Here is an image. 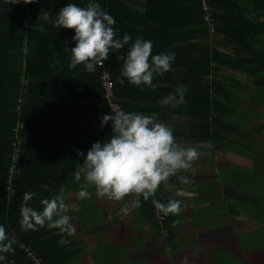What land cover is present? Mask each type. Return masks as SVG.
<instances>
[{"label": "trees", "instance_id": "trees-1", "mask_svg": "<svg viewBox=\"0 0 264 264\" xmlns=\"http://www.w3.org/2000/svg\"><path fill=\"white\" fill-rule=\"evenodd\" d=\"M98 2L115 18L119 37L129 34L133 40H150L153 54L175 53L171 70L155 75L152 88H137L126 80L121 86L117 77L122 61L117 56L126 52L127 46L122 52L110 54L105 67L110 73L113 103L125 111L156 114L180 144H206L207 150L222 152L225 161H229V155L239 158L240 162L231 160L237 171L218 166L217 174L242 182L264 199V156L253 152L248 143L254 133L264 135V124L252 127L250 123L254 116L264 118V110H249L238 96L251 85L253 96L244 94L243 98L264 105V0H206L210 23L203 20L198 0ZM67 3L84 7L87 0H19L15 5L0 0V225L16 239L14 254H6L7 260L0 264H35L32 257L39 259L38 264H134L128 253L143 247L144 239L126 237L132 230L125 227L109 232L107 244H96L84 252L74 235L62 237L58 229L46 226L38 231H23L19 226V207L25 192L37 194L29 202L36 209H40V199L61 194V190L68 203L69 194L80 188L72 175L83 164L84 157L78 158L77 152L86 156L93 143L111 135V122L100 127L103 115L111 110L103 98L104 69L98 67L94 73H87L82 65L69 69L70 53L62 44L68 41L67 47H75L74 31L54 29L40 19L44 11L54 17ZM41 25L46 29L43 32ZM24 48L28 49L26 53ZM221 71L246 72L248 81L221 75ZM179 85L187 89L183 102L162 104V98L174 93ZM231 133L242 140L229 138ZM17 137L16 172L8 190L11 145ZM170 183L184 187L178 177ZM176 188L161 186L154 198L166 203L172 198L170 191ZM223 195L235 202L257 205L255 200L247 201L227 190ZM131 199L127 197L126 203ZM151 199L141 198V206L134 209L137 221L155 234L163 232L160 239L172 249L180 228L175 223L178 218H161ZM191 201L193 211L201 210L195 198ZM91 205V199L78 200L77 214L71 213V207L68 213L80 231L101 232L98 221L90 222ZM249 216L264 224V209ZM61 238L69 242L60 246L57 241ZM146 264L159 262L147 260Z\"/></svg>", "mask_w": 264, "mask_h": 264}, {"label": "clouds", "instance_id": "clouds-1", "mask_svg": "<svg viewBox=\"0 0 264 264\" xmlns=\"http://www.w3.org/2000/svg\"><path fill=\"white\" fill-rule=\"evenodd\" d=\"M15 5L19 0H6ZM33 0H28V3ZM40 19L54 29L74 31L72 41L75 47L63 49L70 53L69 69L83 66L87 73L96 69H104L105 78L110 76L105 62L110 54L127 51L117 56L122 61L117 82L123 86L125 80L134 87L152 88L155 75H164L171 70L175 59L173 52L153 54V44L150 40L137 37L133 40L129 34L118 36L115 28V18L105 11L98 0H87L86 6L67 3L53 17L49 11H44ZM46 29L41 25L40 31ZM23 51L26 53L27 48ZM78 75V73H77ZM184 85H179L174 93L162 98L164 105H176L183 102ZM111 122V135L104 141L93 143L86 156L78 151L77 157H84L83 164L72 173L75 182L80 185L78 200L91 199L94 189L97 198L120 202L132 197L120 208V214L128 215L133 209L141 206V198H150L161 218L169 215L179 216L183 211L180 198H195L198 193L176 188L170 183L173 177L179 178L181 185L192 183L188 173L199 159L200 153L194 147L181 146L173 130L161 123L156 114L125 111L113 106L109 113L103 115L100 127ZM176 188L174 197L166 203L155 199L157 190L161 188ZM35 192H25L19 207V226L23 231H38L40 228L58 229L59 234L72 236L76 228L68 215L69 204L65 202L63 190L61 194L40 199V209L30 206V201L36 197ZM176 221L175 223H178ZM175 223L173 226H175ZM69 241L61 238L57 244L63 246ZM16 239L9 236L4 225H0V261L7 260L9 253L14 254Z\"/></svg>", "mask_w": 264, "mask_h": 264}, {"label": "rangeland", "instance_id": "rangeland-1", "mask_svg": "<svg viewBox=\"0 0 264 264\" xmlns=\"http://www.w3.org/2000/svg\"><path fill=\"white\" fill-rule=\"evenodd\" d=\"M220 74L230 76V74L223 71ZM230 77L236 78L237 76ZM241 78L245 79V77ZM248 87L249 91L240 92L239 98L246 102L249 110H264V105L260 107L243 98L244 94L250 97L253 96L252 86L248 85ZM262 99L264 100V93ZM250 123L252 127L262 126L264 118L254 116ZM229 138L242 140L233 134H229ZM248 143L253 152L264 156V135L259 132L254 133ZM192 146L186 145L184 147ZM205 153L211 155L212 151L209 150ZM215 155L216 157H213L210 162L205 158H203L204 161L202 159L197 160L193 165V169L187 173L193 186L188 188L189 190H185L198 193L195 199L201 210L193 211L191 199L183 198L181 205L183 211L179 216H176L180 228L178 237L173 240L175 243L174 248L170 249L166 242L160 239V235L161 238L165 235L163 232L155 234L149 226L135 221L137 217L133 212L134 210L126 216L120 214L119 210L122 206L119 207L118 205L122 201L114 202L97 198L94 189L91 188L89 190L93 193L91 197L93 211H89V213L92 215L97 214L91 216L90 222L98 221L101 232L92 231V229L80 231L77 229L78 226L73 223L72 218L71 223L76 228L75 238L81 241L83 248H90L91 245L97 243L107 244L109 232L121 227H137V230L126 233V237L136 235L142 236L144 239H142L144 241L143 247L135 251L132 250L127 255L134 264H146L147 260L158 261L159 264H264V224L249 216L251 214L252 216L258 215L264 209V199L257 195L253 188L229 177L219 176L215 171L214 164L232 167L231 160L236 159L240 162L239 158L230 157L231 155H229V161H225L222 158L223 153L218 152ZM203 167L205 170H203ZM236 169L237 167L233 171H237ZM214 182H216L214 185L208 186V184ZM223 190L239 195L247 201L255 200L257 205L253 207L247 202L239 203L225 199ZM77 193L71 192L67 200L69 207L72 208L71 213L75 214L79 211ZM229 208L237 213H229ZM238 239L243 241H240L239 248L237 247L238 249L234 250ZM104 254L105 257H109L108 253Z\"/></svg>", "mask_w": 264, "mask_h": 264}, {"label": "built area", "instance_id": "built-area-1", "mask_svg": "<svg viewBox=\"0 0 264 264\" xmlns=\"http://www.w3.org/2000/svg\"><path fill=\"white\" fill-rule=\"evenodd\" d=\"M198 1L200 3L201 10L204 13L203 14V20L205 22H207V23H210L211 19H210V16H209V7L207 5L206 0H198ZM209 27H210V25H209ZM210 32H211V29H210ZM101 85H102V87L104 89L103 98L105 100H107L109 108L112 109L113 106H117V105L114 104L113 101H112V97H111L112 96V94H111V83L109 81V77L105 78L104 75H103V72L101 74ZM20 102H21V100L19 99L18 103H20ZM17 109H19L18 106H17ZM11 146H12V149H13V153H12V164H11V166L8 169V176H7V188H8V190H9V182L11 180V176L13 175V173L16 172L14 164L17 162V159H18L20 139L18 137L15 138V140L13 141ZM32 260L34 261L35 264L39 263V259H34L32 257Z\"/></svg>", "mask_w": 264, "mask_h": 264}, {"label": "crops", "instance_id": "crops-1", "mask_svg": "<svg viewBox=\"0 0 264 264\" xmlns=\"http://www.w3.org/2000/svg\"><path fill=\"white\" fill-rule=\"evenodd\" d=\"M237 76L235 79H237V80H245L246 82L248 81V74L246 73V72H234V73H232V74H230V76ZM241 77H245V79H242ZM249 89V87H247V90ZM249 91V90H248ZM253 91V90H252ZM236 135V134H234V133H231V135ZM236 137H237V135H236ZM180 144V143H179ZM181 146H188V144H180ZM201 145V146H200ZM204 145V146H203ZM205 146H206V144H199V145H193L192 147H194V148H196V150L200 153V157H199V159H202L203 161H204V159L203 158H205L208 162H210L211 161V159L213 158V157H216V155H215V153H217V152H212V154L211 155H206L207 153H205L206 151H209V149L207 150L206 148H205ZM222 153V152H221ZM198 159V160H199ZM205 166V165H204ZM218 166H220L221 168L223 167H225V168H228V169H230L231 171H233V166L232 167H226V166H222V165H218V164H214V167H215V171L217 172V168H219ZM201 170V169H200ZM203 170H205V168L203 167ZM225 177V176H224ZM216 182H214V183H211L210 185L208 184V186H212V185H214ZM200 186V185H199ZM187 186H184V188L185 189H188V187L186 188ZM93 190V189H92ZM189 190V189H188ZM174 193H175V191H170V195L172 196V198L174 197ZM178 199H180L179 197H177ZM183 199V198H182ZM106 201H108V200H106ZM183 201V200H182ZM70 202V201H69ZM126 202V200H124V201H122L121 202V204L120 205H118L119 207H121V206H123L124 205V203ZM134 210V209H133ZM73 212V211H72ZM92 212V211H91ZM134 212V211H133ZM68 214V213H67ZM91 214V213H90ZM97 213H95V214H93V215H96ZM117 214H119V213H117ZM92 215V214H91ZM92 215V216H93ZM115 217H117L116 215H114ZM226 219V218H225ZM135 221H137L136 219H135ZM125 228H130L132 231H135V230H137V227H135V228H131V227H125ZM138 229H139V227H138ZM75 237V236H74ZM128 237H136V235H133V236H128ZM142 237V236H141ZM83 240V239H82ZM98 244V243H97ZM94 245H96V244H94ZM94 245H91V246H94ZM79 247H81L82 249H83V251L84 252H86V251H88L90 248L89 247H87V248H83L82 247V245H81V241H80V244H79ZM139 248H141V247H139ZM137 250H138V248H137ZM133 251H135V250H133Z\"/></svg>", "mask_w": 264, "mask_h": 264}]
</instances>
